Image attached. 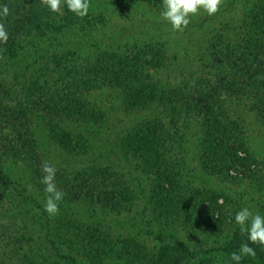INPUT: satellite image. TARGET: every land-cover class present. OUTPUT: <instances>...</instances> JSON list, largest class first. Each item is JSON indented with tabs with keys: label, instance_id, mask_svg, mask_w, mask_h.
I'll use <instances>...</instances> for the list:
<instances>
[{
	"label": "trees",
	"instance_id": "trees-1",
	"mask_svg": "<svg viewBox=\"0 0 264 264\" xmlns=\"http://www.w3.org/2000/svg\"><path fill=\"white\" fill-rule=\"evenodd\" d=\"M112 1L125 7L131 0ZM133 1L162 11L161 0ZM243 1L250 2L240 27L246 30V36L230 41L223 50L218 48L222 46L221 40L217 41L218 46L213 44L208 53L211 62L209 71L191 75L181 86L166 89L164 84L152 81L150 75V70L165 67L167 59L161 51L152 52V49L141 47L121 56L102 53L93 63L83 65L78 75L71 54L64 52L45 56L46 50L38 46V42L49 40L51 35L75 26L78 16L66 6H62L60 13L52 12L42 0H0V7L7 5L9 8V15L0 18V23L5 25L9 34L7 42L0 44V61L3 60L4 67L8 68L16 67L23 61L38 65L31 76L20 77L18 73L14 74L20 94L0 79V158L27 169L29 180L45 200L46 193L41 183L42 166L32 126L40 123L53 144L65 153L84 155L91 146L87 134L83 132L102 126L105 116L103 111L87 106L83 93L91 87L96 89L98 86L89 85L102 81L119 87L123 94H127L123 101L129 110L135 106L152 104L158 99V107L167 105L176 113L171 116L172 123L176 115L183 114V110L185 115L200 119V128L205 136L201 140L203 148L198 157L200 169L221 178H237L242 174L260 188V185H264V163L259 162L246 146L243 121L235 115L232 105H242L254 112L264 129V0ZM23 33L28 36H22ZM29 66L27 64L24 67L25 72ZM59 82L63 83L60 88V84L57 85ZM150 119H144L128 128L120 138L118 147L123 150L124 161L130 162L132 158L135 163L133 168L145 170V179L150 184L147 187V198L148 202L151 200L159 226L166 227L168 219L174 222L183 213V221L191 229H203L202 220L197 216L201 218L202 211L208 208L206 212L210 223L204 228H209L207 231L215 239L220 237V241L216 239L212 248L202 250L199 245H187L176 239L172 242L161 241L158 233V245L142 253L140 264H218L224 261L232 264L230 254L239 250L246 236L238 225L229 223L227 196L206 190L196 192L195 195L193 193L194 198L188 203L191 204L192 216H188L185 212V197L172 196L178 184L180 163L184 159L172 156L171 148L166 150L165 138L168 137L169 129L162 123L164 114ZM70 124L79 126L74 130ZM174 137L177 139L179 136L175 133ZM178 161V172L171 173L169 166ZM105 169L99 168L88 174L85 170L80 171L71 180L68 178L70 174L56 172L57 187L65 195L59 202V213L52 218L51 224L45 223L47 228L44 236L49 245L57 250L55 258L40 248L33 253L31 235L26 238L21 235L18 250L22 249L21 245H27L28 248L25 253L20 250L24 264H76V258L61 249L63 245L68 247L71 239L76 238L74 231L69 229L72 216L70 205H84L89 212L100 210L116 214L134 209L138 191L133 178L120 175V179H115L112 189H109L107 184L110 179L105 176ZM1 183L10 189L9 192H13L14 183L10 182L8 174L0 167V186ZM91 183L99 184L94 188ZM14 187L16 190L18 186ZM24 191L11 194L6 188L0 187V203L5 199L11 204V196L19 198V201L29 199L36 202L32 196L25 195ZM37 207L42 209L40 205ZM109 238L106 234L100 235L95 240L94 249H90V253H93L91 255L97 257L100 253L109 252V255H116L123 263L133 261L132 240L113 238V243L119 245L117 248V245H108ZM251 246L256 249V256L245 257L241 264H264V247L258 244Z\"/></svg>",
	"mask_w": 264,
	"mask_h": 264
},
{
	"label": "rangeland",
	"instance_id": "rangeland-1",
	"mask_svg": "<svg viewBox=\"0 0 264 264\" xmlns=\"http://www.w3.org/2000/svg\"><path fill=\"white\" fill-rule=\"evenodd\" d=\"M249 4L250 2L243 0H223L222 6L216 14L209 16L206 13H201L192 18L191 23L183 32H176L162 19L161 11L140 2L131 0L127 6L123 7L112 0H90L87 16L78 17V23L75 26L51 35L49 40L38 42V46L46 50L45 56L64 52L71 54L75 59L74 70L78 75L81 74L80 69L83 65L93 63L102 53H115L121 56L141 47L152 49V52L158 51L159 53L161 51L167 59L164 63L165 67L150 70L151 80L156 84H164L166 89L179 87L191 75H201L210 70L211 62L208 53L213 44L217 47V41L221 40L222 46L220 45L218 48L223 50L230 41L236 40L239 36H246V30H241L240 27ZM22 36L28 35L23 33ZM3 64V60L0 61V79L5 80L11 90L19 94L21 92L17 84L18 81L14 79V74L18 73L20 77L31 76L38 67V65L27 61H23L22 64L13 68L11 66L4 67ZM27 64L30 66L25 72L24 67ZM39 64L41 65L42 61ZM37 75L40 76L39 73ZM49 80L51 81V79ZM101 82L97 81L94 83L95 85H89L98 87L96 89L91 87L88 92L83 93L87 106L93 110L103 111L105 116L100 127L90 128L87 133L83 127L79 128L84 131V134H87L88 144L91 146L84 155L73 156L65 153L53 144L40 123H35L32 126L41 166L44 161H47L57 169L56 172L70 174L68 175L70 180L80 171L85 170L88 174L99 168H107L105 176L110 179L107 184L109 189H112V182L115 179L119 180L118 176L124 174L133 178L138 191V200L135 201L134 209L131 212L119 214L100 210L89 212L84 205H70L72 216L69 229L71 232L74 231L73 235L76 238L69 242L70 249H67L68 247L65 245L61 249L74 256L77 260L76 264H140L143 259L142 253L157 246L160 239L165 242H172L176 239L187 245L196 244L202 250L212 248L216 239L220 241V237L215 239L214 235L207 231L209 228H204L206 224L210 223L209 215L206 212L208 208L202 211L201 218L197 216L202 220L203 229H194V227L191 229L188 224L184 223L185 215L183 213L174 222L168 219L169 224L166 227L159 226L160 223L155 217L151 200L148 202L147 187L150 184L145 179L143 173L145 170L133 168L135 163L132 158L130 162L124 161L123 150L118 147V142L124 132L144 119H150L161 113L165 116L162 123L165 124V128L169 129L168 137L165 138L166 150L171 148L172 156L184 159L182 163L179 161L173 163L168 170L171 173L178 172L179 163L181 164L177 177V188L172 196L185 197V212L188 216H192L190 215L192 208L191 204H188L189 201L194 198L196 192L203 190L212 191L219 196H227L226 204L230 212L229 223L231 224H234L235 213L242 207H249L254 214L257 212L264 214V191H262L264 185L257 188L242 174L237 178H221L200 169L198 157L203 148L200 144L205 137L200 128V119L195 120L193 117L185 115L183 110V114L176 115V120L172 123L171 116L176 113H173L167 105L158 107V99H155L152 104L135 106L129 110L125 108L123 101L124 98H127V94L124 93V95L119 87ZM59 84V88L62 87L63 83L59 82L57 85ZM232 109L235 115L243 121L246 146L259 162L264 163V129L261 120L245 106L232 105ZM70 125L74 130H77L79 126ZM171 132H173V136ZM175 133L179 136L177 139L174 137ZM169 155H167V159ZM262 163L261 167H263ZM0 167L8 174L10 182L14 183L12 185L13 192H9L10 189L4 183H1L2 189L6 188V191L11 194L15 191L20 194L22 190H25L23 193L32 196L36 201L31 202L29 199L19 201V198L14 196H11V200H13L11 204L8 203L9 200L1 201L0 264H24L21 255L28 248L27 245H21L22 252L18 250L21 235L25 238L31 235L34 246L33 253L40 248L44 253L55 258L57 250L53 249L44 237L47 228L45 223L51 224L53 216H49L45 212V200L38 188H35L29 180V172L26 171L27 169L24 170L23 167L1 158ZM89 167H94V169ZM98 184L91 183L94 188ZM15 185L18 186L16 190L14 189ZM39 205L42 209L37 207ZM158 233L161 235L160 239ZM102 234L110 237L108 245L111 247L117 245L113 243V238L132 240L133 261L123 263L116 255H109V252H107L108 254L100 253L97 257L91 255L93 253H90V249L96 246L97 241L95 240ZM118 247L119 245H117ZM106 251L107 249H105ZM218 264L230 263L224 261Z\"/></svg>",
	"mask_w": 264,
	"mask_h": 264
},
{
	"label": "clouds",
	"instance_id": "clouds-1",
	"mask_svg": "<svg viewBox=\"0 0 264 264\" xmlns=\"http://www.w3.org/2000/svg\"><path fill=\"white\" fill-rule=\"evenodd\" d=\"M42 3L52 12L60 13L62 6L78 17H85L89 13L90 0H42ZM223 0H161L162 11L160 16L176 32H183L191 23L193 17L206 13L209 16L216 14L222 6ZM9 15L7 5L0 7V18ZM9 38L8 31L0 23V44L6 43ZM57 169L47 161L42 163L41 183L46 193L44 210L49 216L59 213V202L65 193L56 184ZM234 224L245 234L246 240L238 251L230 254L232 264H241L245 257H255L256 249L252 244L264 247V214L253 213L249 207H242L235 213ZM251 242V244L249 243Z\"/></svg>",
	"mask_w": 264,
	"mask_h": 264
}]
</instances>
